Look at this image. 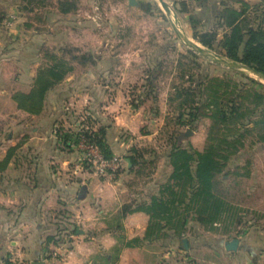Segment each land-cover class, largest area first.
I'll return each mask as SVG.
<instances>
[{"label": "crops", "instance_id": "1", "mask_svg": "<svg viewBox=\"0 0 264 264\" xmlns=\"http://www.w3.org/2000/svg\"><path fill=\"white\" fill-rule=\"evenodd\" d=\"M46 41L51 43L49 35L0 32V264H102L119 244L123 249L112 264H153L147 260L151 246L172 245L177 236L171 230L167 238H144L150 216L128 209L150 202L173 172L168 154L175 138L165 147L155 141L167 123L175 83L162 85L157 58L152 64L148 59L144 74L148 51L89 48L83 53L93 61L76 62L47 93L43 109L31 113L19 108L14 97L28 92L39 69L50 63L41 49ZM80 120L91 131L104 130L107 147L120 158L115 174L100 175L85 159L86 151L73 140ZM192 132L179 136V143L203 150L205 141L196 145L197 132ZM65 134L72 138L70 146L63 142ZM136 150L140 163L132 168L128 156ZM190 224L202 226L194 217ZM62 228L61 239L49 242ZM137 237L142 241L126 245ZM233 238L239 247L228 250ZM261 243L229 236L218 245L211 240L194 244L199 254L217 246L219 257H225L221 262L201 255L202 264H263Z\"/></svg>", "mask_w": 264, "mask_h": 264}, {"label": "rangeland", "instance_id": "2", "mask_svg": "<svg viewBox=\"0 0 264 264\" xmlns=\"http://www.w3.org/2000/svg\"><path fill=\"white\" fill-rule=\"evenodd\" d=\"M135 1L136 4H130V0H0V32H33L44 38L49 35L51 43H42L43 54L48 51L56 53L73 66L79 61L74 55L81 56L89 48L108 47L116 53L138 49L145 50L142 52L148 51L147 62L143 67L144 74L147 65H150L148 59L152 64V60L157 58L162 67L157 75L164 79V87L173 83L175 86L196 85L197 82L188 81V75L193 74L197 78L206 72L210 75L235 78L249 76L257 86L264 85L263 77L244 68L216 62L188 44L189 40L203 47L212 56L228 58L221 53L220 45L228 27L221 24L218 10L225 3L242 8L243 2L240 0H219L220 7L213 5L216 0H164L168 8L160 0ZM62 2L74 3L76 6L70 12H64L61 10ZM184 2L187 9L184 8ZM245 2L250 5L248 15L251 21L256 25L264 24V0ZM19 7L23 9L20 10ZM191 17H195L198 22L195 28ZM210 32H214L217 37L212 48L196 37L197 34ZM157 53L158 56L155 55ZM47 59L49 60V56ZM47 59L45 57V61ZM183 74L186 75L185 78ZM169 112L167 123L156 135L157 145L165 147L173 138L192 130V135L197 132L196 145L202 146L209 120L202 119L196 128L191 129L188 126L187 129L186 124L177 123V114L173 108ZM74 130L77 129L74 127ZM187 138L186 136L181 142L186 143L189 139ZM249 158L253 162L252 173L250 177L240 179L241 188L237 201L240 203L243 219L238 225L232 226L233 232H221L224 230L223 225L218 230L209 231L203 226L190 224L191 227H187L181 236H177L172 245L151 246L147 260L153 261V264H202L203 261L198 259L202 255L204 258L214 256L213 259L223 262L225 257L220 258V250L214 249L217 246L211 247V251H202L199 254V247L194 243L211 240L213 246L218 245L221 238L226 239L229 236H241L254 243H261L258 241L262 239L261 235L264 236V145L247 148L231 161L230 167L234 169L237 165H243ZM184 237L192 239L193 244H189V248L183 245ZM262 241L261 247H264V237Z\"/></svg>", "mask_w": 264, "mask_h": 264}, {"label": "trees", "instance_id": "3", "mask_svg": "<svg viewBox=\"0 0 264 264\" xmlns=\"http://www.w3.org/2000/svg\"><path fill=\"white\" fill-rule=\"evenodd\" d=\"M243 2L242 8L223 4L218 10L222 25L228 27L220 45L224 56L241 62L264 74V24H255L248 15L249 4ZM64 12H70L76 4L62 2ZM184 8L187 5L183 3ZM22 10V7H19ZM193 27L197 26L191 17ZM206 46L212 48L217 39L214 32L197 34ZM49 62L38 72L35 85L28 91H18L15 100L19 108L31 113H39L44 106L47 93L59 84L74 66L63 56L48 51ZM79 62L93 61L89 53L75 56ZM186 75L183 74V78ZM244 78L202 73L188 81L197 82L193 86H175L169 96L170 107L176 111L177 123L196 128L202 119L209 125L203 150L192 145L184 147L175 137L168 154L173 172L163 184L158 194L151 196L150 202L129 208V212L142 210L149 216V225L144 238L153 241L170 236L173 230L181 236L187 229V221L194 217L205 229L218 230L223 225V233L233 232V225L242 222L239 208V193L243 177L252 173V159L245 164L230 167L231 161L247 148L264 145V85L259 87L249 76ZM253 82V83H252ZM88 141L95 143L107 159L114 155L107 147L104 130L99 132L84 130ZM80 134V133H79ZM72 138L65 134L63 142L70 146ZM134 168L140 163L141 154L128 156ZM77 231V228H73ZM66 233L63 228L48 241H57ZM122 240V239H121ZM124 240H122L123 243ZM134 238L127 242L133 246L141 242ZM123 244L113 248L110 259L102 264H112L119 257Z\"/></svg>", "mask_w": 264, "mask_h": 264}, {"label": "built area", "instance_id": "4", "mask_svg": "<svg viewBox=\"0 0 264 264\" xmlns=\"http://www.w3.org/2000/svg\"><path fill=\"white\" fill-rule=\"evenodd\" d=\"M12 18L15 19V16H12ZM10 24H12V21L10 22ZM75 126L77 130L73 134V140H77V145L82 147L86 151L85 159L90 163L92 167L95 168L96 172L100 175L115 174L120 166V158L117 156H113L111 159L105 158L98 145L88 141V138L84 133V130L87 128V126L83 123V121L80 120L76 122Z\"/></svg>", "mask_w": 264, "mask_h": 264}, {"label": "water", "instance_id": "5", "mask_svg": "<svg viewBox=\"0 0 264 264\" xmlns=\"http://www.w3.org/2000/svg\"><path fill=\"white\" fill-rule=\"evenodd\" d=\"M161 3L163 4L164 7L168 8V5L167 3L164 1V0H160ZM137 2L135 0H130V4H136ZM188 44L189 46H191L192 48H194L195 50L199 51L201 54L211 58L212 60L216 61V62H219V63H222V64H225V65H228L230 67H234V68H244V69H247L249 71H251L252 73L260 76V77H263L264 78V74L257 71L256 69L252 68V67H249L241 62H238V61H234L232 59H229V58H225V57H218V56H212L207 50H205L203 47L191 42L188 40ZM192 132V130H189L187 133L188 135ZM128 162L131 164V160L128 159ZM183 245L185 248H189V239L187 237H184L183 238ZM239 247V239L238 238H233L232 240H230L227 244H226V248L228 250H237ZM34 264H45L43 261H36L34 262Z\"/></svg>", "mask_w": 264, "mask_h": 264}]
</instances>
